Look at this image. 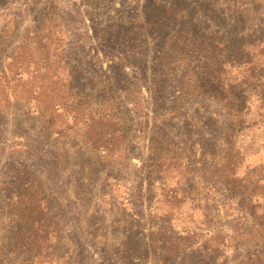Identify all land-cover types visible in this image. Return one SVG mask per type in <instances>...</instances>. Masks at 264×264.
Returning <instances> with one entry per match:
<instances>
[{"label":"rangeland","instance_id":"rangeland-1","mask_svg":"<svg viewBox=\"0 0 264 264\" xmlns=\"http://www.w3.org/2000/svg\"><path fill=\"white\" fill-rule=\"evenodd\" d=\"M181 36L243 49L264 0H0V264H264V134L229 175L194 55L138 91Z\"/></svg>","mask_w":264,"mask_h":264},{"label":"trees","instance_id":"trees-1","mask_svg":"<svg viewBox=\"0 0 264 264\" xmlns=\"http://www.w3.org/2000/svg\"><path fill=\"white\" fill-rule=\"evenodd\" d=\"M199 39L200 36L197 41ZM262 39L263 37H258L242 49L235 43L225 42L223 38H214L210 47L205 50L202 47L203 43L195 44L188 36H181L160 54L159 61L164 70L157 75L154 80L156 83L138 89L150 97L155 90L158 91L160 85L169 84L168 76L175 62L181 64L184 62L183 66L191 71L187 64L189 55H194L193 58L199 62V72L192 84L193 87L188 85L182 97L193 99L207 96L225 110L227 126L221 133L222 139L214 146V149H221L224 152L222 159L226 163L223 165L233 167L229 173L232 176L233 170L241 164L239 159L234 161L238 154L239 139L245 137V133L264 134V44ZM256 48H260L257 53H255ZM253 53L260 60L253 62ZM231 71L236 72V75L229 78ZM195 73L193 71L191 74ZM213 154L217 157V154L211 151L210 156ZM213 162L212 165H216L215 160Z\"/></svg>","mask_w":264,"mask_h":264}]
</instances>
